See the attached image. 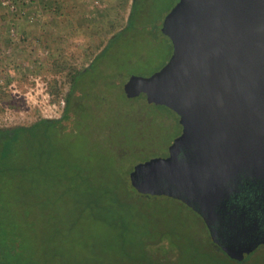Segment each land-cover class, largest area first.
<instances>
[{"label":"trees","instance_id":"obj_1","mask_svg":"<svg viewBox=\"0 0 264 264\" xmlns=\"http://www.w3.org/2000/svg\"><path fill=\"white\" fill-rule=\"evenodd\" d=\"M71 3V0H29V4L37 7L35 10H43L48 15L49 25L42 28L36 25L44 31L40 36L32 38L33 31L28 26L21 29L19 21L25 16L20 14H11L5 24H0V31L4 33L12 28L18 30V44L29 50L28 55L33 54L36 47L41 48V44L53 48L49 57L39 60L36 70V73L54 76L49 85L53 95L60 93L63 77L70 81L67 104L60 118H41L29 125L0 127V264H163L162 248L171 251L178 242L176 235L180 227L195 225L199 219L197 214L178 199L136 193L129 186L127 172L121 173L110 166L108 173L105 169L98 173L95 163L84 166L88 161L85 156L73 155L77 146L64 132L74 119L73 115L86 109L90 92L84 84L89 81L87 77L94 64L105 57L124 34L137 29L140 0H132L133 9L124 25L108 38L93 63L81 71L70 65L72 56L59 47L56 40L59 36L54 32L62 31L61 37L81 35L87 33L88 23L98 21L86 22L76 16ZM67 7L73 8L72 11L64 10ZM63 13L66 17L62 19ZM58 75L61 79L56 77ZM10 82L6 81L4 86ZM77 94L79 98L75 99ZM134 99L138 106L161 111L160 106L148 103L144 95ZM58 191L61 198L66 193L72 194V212L77 214L66 228L53 224V208L57 202L54 193ZM29 193L35 196L31 199L35 207L26 199L21 204L15 203L16 197L19 201ZM134 206L170 209L171 212L164 217L148 219L141 233L142 241L130 245L121 238L119 229L128 227L125 215ZM125 207L128 209L124 210ZM200 225L202 232L198 231V240L209 253L206 227ZM111 229L116 234L109 233ZM84 240L93 242V249L75 243ZM154 246H159V250ZM137 250L141 251L140 255L131 254Z\"/></svg>","mask_w":264,"mask_h":264},{"label":"rangeland","instance_id":"obj_2","mask_svg":"<svg viewBox=\"0 0 264 264\" xmlns=\"http://www.w3.org/2000/svg\"><path fill=\"white\" fill-rule=\"evenodd\" d=\"M4 1L0 0L4 8L0 13V19L5 21L15 10L13 11ZM11 1L16 5V10L20 11V15L25 11L29 18L28 20L22 17L19 21L21 29L30 27L33 31L32 38L43 34L44 31L36 27L49 25L47 13L43 10H35L37 7L29 4V0L23 3L19 0ZM178 1L140 0L137 6L139 16L137 29L124 34L112 50L94 64L91 75L87 77L89 81L84 84L85 87H89L90 92L86 109L78 111L74 123L70 124V131L74 130L75 133L77 131L76 136L79 134L83 144V153L88 161L84 166L89 162L95 163L98 173L104 169L108 173L110 166L128 172L143 160L167 153L173 139L172 132H169L171 124H168L165 117L167 115L163 111L161 112L164 115L151 108L138 106L135 99L129 98L124 93V84L132 75L148 76L154 73L170 59L173 44L163 33L162 26L167 13ZM71 2L76 16H80L86 22L98 21L96 24L86 23L87 33L81 35L61 37L62 31L54 32L59 36L56 39L59 47L65 48L68 55L72 56L70 65L82 66L92 60L93 53L104 46L117 28L124 25L130 10L133 9L132 0H71ZM73 8L67 7L64 10L69 13ZM65 17L63 13L61 18ZM13 31L14 33L12 30L11 33L0 31V116L3 121H0V126L27 124L38 118L40 114L53 115L57 112L48 96L49 85L54 76L45 72L36 73L39 60L49 57L53 48L41 44V48L36 47L33 54L28 55L29 50L18 44V30L13 28ZM9 38L12 39L11 42L8 41ZM91 62L93 63V60ZM56 77L61 79L60 75ZM6 81L11 82L4 86ZM69 184L71 185L70 181ZM31 194L33 193H29L25 198L21 196L19 201L16 197L14 201L21 204L26 199L30 206L35 207L31 200L35 196ZM59 196V191L54 193V200L57 202L56 206L52 207L55 214L53 224L66 228V224L77 214L72 212L74 207L72 194L66 193L62 198ZM127 209L128 207H125L124 210ZM169 212L170 209L156 207L130 208L125 215L129 220L128 227L119 229L121 238L130 245L135 242L140 243L141 233L146 227L144 223L150 218L164 217ZM40 222L44 224L43 221ZM200 226V220L197 219L195 225L187 224L180 227L176 235L178 242L173 245L172 250L162 248L160 252L164 260L163 264L227 263V258L224 256L218 257L217 261L210 258L211 262L200 257L207 253L204 245L198 240L197 233L201 231ZM109 233L116 234L112 229ZM75 243L93 249L91 241ZM209 253L223 255L222 251L217 252L215 249L210 250ZM258 253L264 254V248ZM131 254L140 255L141 251L137 250ZM261 263L264 264V261Z\"/></svg>","mask_w":264,"mask_h":264},{"label":"water","instance_id":"obj_3","mask_svg":"<svg viewBox=\"0 0 264 264\" xmlns=\"http://www.w3.org/2000/svg\"><path fill=\"white\" fill-rule=\"evenodd\" d=\"M162 31L170 59L149 76L132 75L124 92L160 106L175 144L192 147L181 158L140 163L132 177L145 169L140 191L160 177L211 211L235 179L264 182V0H179ZM223 249L239 258L252 251Z\"/></svg>","mask_w":264,"mask_h":264},{"label":"flooded vegetation","instance_id":"obj_4","mask_svg":"<svg viewBox=\"0 0 264 264\" xmlns=\"http://www.w3.org/2000/svg\"><path fill=\"white\" fill-rule=\"evenodd\" d=\"M104 49V46L96 51L92 55V60L97 54H99ZM91 60V61H92ZM87 62L86 65H73L75 70H84L92 62ZM151 75V74H150ZM149 76V75H148ZM60 93L53 95L51 92H48L49 100L52 102L53 107L57 109L56 114L42 115L40 114L38 118L33 120L31 123L41 119V118H60L66 107V96L67 92L70 89V81L68 77H64L63 81L60 82ZM80 94H77L76 98H79ZM130 98V97H129ZM134 99V98H131ZM61 110V111H60ZM76 111V110H75ZM59 112V113H58ZM159 113H162L160 110ZM163 114V113H162ZM164 115V114H163ZM74 119L71 123H74L76 118V113L73 115ZM168 120L169 132H172L173 122L165 116ZM0 121H2V116H0ZM5 121V120H4ZM7 122V121H6ZM5 122V124H6ZM27 123L25 125H29ZM70 123V124H71ZM4 124V123H3ZM20 125V124H19ZM13 126V125H12ZM6 127V125L2 126ZM71 126L69 125L64 132L67 136L70 137V140L74 145L77 146V151L73 155H79L84 157L83 153V144L79 139V134L70 131ZM192 144L188 139H185L183 142H178L175 144L174 139L171 140L170 146L165 155L159 157H150L146 160H143L135 164L131 170L127 172V179L129 182L130 188H133L134 191L140 195H150V196H160L163 198H175L185 204H187L196 214L200 220V223L206 227V232L208 234V245H210L211 250L215 249L217 252L223 253L220 255L218 253H206L200 257L205 258L206 261H217L218 257L224 256L227 258L226 264H262L261 261H264V254L258 253L259 250L264 248V182L261 180H252V179H235L230 184V189L225 193L222 199H219L214 205L211 211H207L204 208L195 207L192 204L195 203L193 197L190 193H187L185 190L179 189L175 184L168 182V180L162 178H156L148 185H145L149 191L143 192L140 191L137 187V184L140 183V180L145 176V169H140L136 172L134 179L132 173L135 172L136 166L140 163H145L151 159H158L159 161L167 160L168 158L176 159L185 156L188 151L191 149ZM122 173L124 171L120 170ZM190 202H189V201ZM205 210V211H204ZM204 213L207 214V220L204 216ZM245 245L250 247L252 251L245 255L242 258L237 256H232L227 253L223 246L229 245ZM155 250H159V246L153 247ZM216 258V259H215Z\"/></svg>","mask_w":264,"mask_h":264},{"label":"crops","instance_id":"obj_5","mask_svg":"<svg viewBox=\"0 0 264 264\" xmlns=\"http://www.w3.org/2000/svg\"><path fill=\"white\" fill-rule=\"evenodd\" d=\"M1 3V2H0ZM3 6H2V3H1V5H0V13H2V11H3ZM8 11H9V9H8ZM12 14H20V11L19 10H15V12H12ZM26 13H25V11H24V14H22L23 16H25L28 20H29V18L27 17V14L25 15ZM6 21L7 20H2V19H0V24H5L6 23ZM11 30H13V28L11 29ZM11 30L9 31L10 33H11ZM0 38H1V34H0Z\"/></svg>","mask_w":264,"mask_h":264},{"label":"built area","instance_id":"obj_6","mask_svg":"<svg viewBox=\"0 0 264 264\" xmlns=\"http://www.w3.org/2000/svg\"><path fill=\"white\" fill-rule=\"evenodd\" d=\"M4 1V0H3ZM4 3L5 4H9V6L11 7V9L14 11V10H16V5L11 1L10 2V0H6V1H4ZM12 32L14 33V31L12 30Z\"/></svg>","mask_w":264,"mask_h":264}]
</instances>
